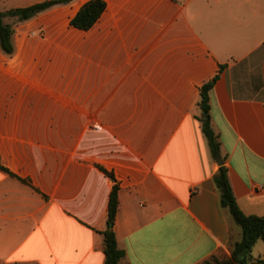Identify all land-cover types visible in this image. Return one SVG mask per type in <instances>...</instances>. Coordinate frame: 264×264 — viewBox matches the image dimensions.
Wrapping results in <instances>:
<instances>
[{"label": "crops", "instance_id": "0c3cea01", "mask_svg": "<svg viewBox=\"0 0 264 264\" xmlns=\"http://www.w3.org/2000/svg\"><path fill=\"white\" fill-rule=\"evenodd\" d=\"M89 1L18 24L0 50V164L14 175L0 170V264H106L114 187L120 264L230 258L242 230L221 205L200 91L220 74L221 157L241 210L264 217V0H104L92 29L71 27Z\"/></svg>", "mask_w": 264, "mask_h": 264}, {"label": "trees", "instance_id": "16d2710c", "mask_svg": "<svg viewBox=\"0 0 264 264\" xmlns=\"http://www.w3.org/2000/svg\"><path fill=\"white\" fill-rule=\"evenodd\" d=\"M72 1L73 0H50L26 8L13 9L8 12L0 11V45L3 51L7 54L13 53L12 37L15 33L14 26L5 23L6 18L15 19L17 23L29 21L54 6L68 4ZM106 9L107 4L104 0H91L86 3L71 20L70 26L82 31H88L101 19ZM219 76L220 74L216 75L201 88V100L199 103L201 110L199 121L201 122L202 131L209 143L211 153L215 160H218L221 156V144L212 125L210 92L217 83ZM0 170L14 176L1 164ZM105 173L112 176L107 171H105ZM214 181L220 192L222 207L229 210L235 223L241 228L242 235L240 241L233 245L230 258H213L206 261L204 264H264V259L256 258L253 255V250L257 243L260 241L264 242V217L248 216L241 210L229 180L228 168L225 165L220 167ZM118 208L119 188L114 187L109 202L108 230L103 233L106 264H120L125 257V252L118 247L114 231Z\"/></svg>", "mask_w": 264, "mask_h": 264}, {"label": "rangeland", "instance_id": "374dc122", "mask_svg": "<svg viewBox=\"0 0 264 264\" xmlns=\"http://www.w3.org/2000/svg\"><path fill=\"white\" fill-rule=\"evenodd\" d=\"M25 22H26V21H25ZM5 23L14 26V28H17L16 26H17L18 24H22L23 22H18V23H17L15 19H12V18H6V19H5ZM0 50L3 51L2 48H1V46H0ZM5 54H6V53H5ZM6 55H8V54H6ZM261 259H262V258H261Z\"/></svg>", "mask_w": 264, "mask_h": 264}, {"label": "water", "instance_id": "95a60500", "mask_svg": "<svg viewBox=\"0 0 264 264\" xmlns=\"http://www.w3.org/2000/svg\"><path fill=\"white\" fill-rule=\"evenodd\" d=\"M218 163H219L220 167H222L224 165V161H223L221 156L218 158Z\"/></svg>", "mask_w": 264, "mask_h": 264}]
</instances>
